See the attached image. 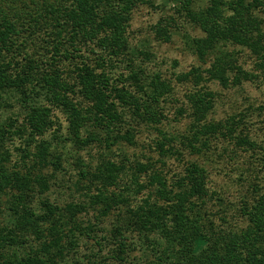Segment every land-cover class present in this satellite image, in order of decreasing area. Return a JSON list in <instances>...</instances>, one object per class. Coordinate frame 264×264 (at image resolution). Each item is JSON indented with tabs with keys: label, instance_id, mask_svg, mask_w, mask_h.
Returning <instances> with one entry per match:
<instances>
[{
	"label": "trees",
	"instance_id": "1",
	"mask_svg": "<svg viewBox=\"0 0 264 264\" xmlns=\"http://www.w3.org/2000/svg\"><path fill=\"white\" fill-rule=\"evenodd\" d=\"M195 1L171 0L203 34L190 43L199 66L177 78L196 90L171 119L172 81L137 64L129 38L135 10L152 0H0V111L12 108L7 94L23 107L0 119V264H264V141L251 123L253 114L264 119V105L209 119L218 100L210 84L242 94L264 75V0ZM153 30L171 42L175 27L165 19ZM92 45L108 58L84 59ZM245 50L255 72L241 63ZM120 59L127 73L117 76ZM57 110L68 118V140L91 156L89 164L76 158L82 169L67 186L85 200L49 197L53 181L64 180L57 172L66 173L46 137L59 136ZM144 134L149 153L138 154L147 151ZM17 138L24 145L11 149ZM214 150L218 162L227 152L240 161L235 209L209 187ZM110 217L112 228H103Z\"/></svg>",
	"mask_w": 264,
	"mask_h": 264
},
{
	"label": "rangeland",
	"instance_id": "2",
	"mask_svg": "<svg viewBox=\"0 0 264 264\" xmlns=\"http://www.w3.org/2000/svg\"><path fill=\"white\" fill-rule=\"evenodd\" d=\"M195 2L194 7H205L207 5V0H196ZM178 8L177 4L171 2V0H152V5H141L135 10L129 30L130 43L136 63L142 65L145 68V71L150 75L155 73L161 74L163 78L172 81L173 86L175 87V93L167 99V109L170 111L171 119L175 117L177 108L180 107L181 102L186 99V96L196 90V88L193 87V81L189 83L178 82L177 78L178 76L189 72L193 67L199 66V62H197L190 49V43L194 36H203L198 29L187 22L184 14L181 15L182 13H178ZM165 19H170V22L175 27V30L172 32L171 42L157 40L156 34L153 30L157 23ZM92 51L95 52L93 53ZM141 52L146 55L141 56ZM147 53L152 54L153 57L149 59ZM100 55L108 58V55L93 45L92 47H83L84 59L90 58L95 61ZM122 60L123 59L118 60V66L114 72L117 76L121 73H127V64L125 61L121 63ZM255 60L256 59L252 57L250 51H242L241 63L244 69L255 72ZM66 65L69 66L71 64L67 62ZM70 67H68L69 70H67L69 72L72 71ZM204 87H208V84ZM209 87L218 94L215 110L209 119H226L230 115L248 109V105L253 107L264 105V75L260 77V81L256 84L245 85L242 94L239 92L240 90L237 91L232 89L231 91H226L217 84H210ZM242 97L246 98V100L243 101L244 99H241L236 101L237 98L240 99ZM3 98L11 104L12 108H2L0 111L1 121L6 117L11 116V114L23 110L22 105L17 101L18 96L7 94L4 95ZM38 99V101L47 105L44 97H39ZM55 116L56 121L58 122L57 127L60 131L59 136L54 137L53 132H49L46 137L53 145V149L62 154L63 171H66V173L62 171L57 172V177L59 179L64 177V180L63 182L57 180L53 181L52 192L49 194V197L55 203L79 201L80 199L85 200L86 198L81 196L80 192H74V189L72 192H69L67 186L71 184V181L74 182L79 177L78 172L82 169V165L77 162L76 158L81 157L85 163L89 164L92 161L90 158L91 156L87 153V150H78L73 142L68 140L70 130L67 116L60 110L55 112ZM262 118L263 116L259 117L257 114H253L251 118V123L254 122L252 123V130L257 135L259 141H264V119ZM175 125L177 124L175 123ZM182 126V129H184L186 124L183 123ZM150 139L151 138L148 134H144V136L141 135L138 138L139 144L142 142L143 144L141 145H146L147 151L139 149L135 152L138 154H143L144 152L149 153L147 146L149 143L146 141L150 142ZM22 145H24V142L17 138L9 146L12 149ZM114 150L116 151V148ZM219 151L221 152V150H214V152H212V159L216 160V163L211 164L208 169L210 172L209 187L212 191L217 190L221 196L224 195L225 197L226 195L227 198L225 197V199H229L228 208L231 210L235 209V207L240 204V197L243 194L241 187H239V176L242 175V172H240L236 166L237 161H240L237 160L236 155L233 152H227L225 160L218 162L221 159V155H223L222 152L219 153ZM91 154L95 157L98 156L97 150L92 151ZM97 164L96 161H93L92 169H94ZM172 165L174 172H180L183 169V167L181 165L179 166L177 162ZM172 176L173 175H171V177ZM35 204H37V202ZM215 211L217 210L215 209ZM232 212L235 213L234 211ZM217 215H220V212H218ZM91 218H93V216ZM114 221L115 218L110 217L106 220L104 225L102 224L103 228L111 229ZM98 235L100 238L105 235V233H99ZM91 243L93 244V242ZM103 245L105 246L106 243ZM106 250H108V247ZM88 255V249L84 245L80 246L78 257L85 259ZM134 255H137V258L142 256L140 253H134Z\"/></svg>",
	"mask_w": 264,
	"mask_h": 264
}]
</instances>
